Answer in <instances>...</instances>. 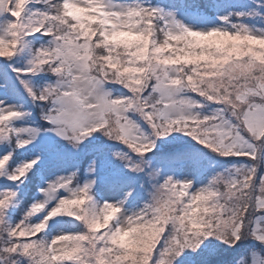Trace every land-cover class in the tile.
Instances as JSON below:
<instances>
[{"label": "snow or ice", "instance_id": "obj_1", "mask_svg": "<svg viewBox=\"0 0 264 264\" xmlns=\"http://www.w3.org/2000/svg\"><path fill=\"white\" fill-rule=\"evenodd\" d=\"M0 264H264V0H0Z\"/></svg>", "mask_w": 264, "mask_h": 264}]
</instances>
